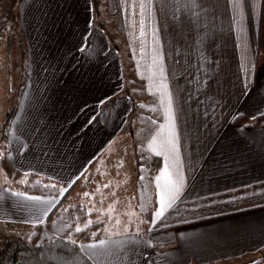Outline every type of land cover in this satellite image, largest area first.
Wrapping results in <instances>:
<instances>
[{
	"label": "crops",
	"instance_id": "obj_1",
	"mask_svg": "<svg viewBox=\"0 0 264 264\" xmlns=\"http://www.w3.org/2000/svg\"><path fill=\"white\" fill-rule=\"evenodd\" d=\"M25 1L4 11L8 24L0 26H9L0 36L8 37L6 43L13 27L22 26L35 59L38 50L46 57L52 36L59 33L64 44H73L69 28L78 25L84 34L76 50L92 56L86 55L91 66L85 62L78 72L85 82H59L58 91L41 82L49 73L45 66L28 69L22 89L18 74L21 99L9 108L15 67L0 65V223L32 230L60 197L26 192L17 186L21 180L34 172L71 185L109 148L133 104L118 55L95 52L101 40L93 0H40L43 8L35 1L40 13ZM106 7L117 13L142 97L155 102L156 115L146 116L140 137L146 138L141 146L149 162L155 157L158 164L147 176L155 196L147 230L106 232L86 241L97 245V261L87 253L96 264H264V205L178 225L175 244L164 249L150 235L162 199L164 214L179 201L264 180V124L233 121L239 113L264 111V0H107ZM6 43L0 53L12 61ZM66 66L62 73L75 74ZM137 88L131 92L139 94ZM124 190L128 196L120 202L132 200L133 190Z\"/></svg>",
	"mask_w": 264,
	"mask_h": 264
},
{
	"label": "trees",
	"instance_id": "obj_2",
	"mask_svg": "<svg viewBox=\"0 0 264 264\" xmlns=\"http://www.w3.org/2000/svg\"><path fill=\"white\" fill-rule=\"evenodd\" d=\"M128 90V87L124 88V92ZM127 95L133 104L132 96L129 92ZM233 121L264 124V111L254 116L239 113L234 116ZM127 134L128 131L119 133L109 148L97 155L83 174L67 186L65 191H61V188H65L62 182L39 173H29L21 180L17 186L26 192L59 195L60 199L42 222L32 226L29 239L14 234L6 236L0 247V264H96L81 247V242L96 240L106 234V218L96 206L103 200L98 196L102 193L103 180L107 175L109 177L119 162L129 166L138 163L133 159L137 147H134V151L131 148L132 143L135 145L134 140L123 141ZM146 164L149 172H152L157 167L158 160L153 157L152 161ZM131 178L129 174L124 176L127 183L123 184L124 187H127ZM89 197H92L93 201L87 199ZM262 205L264 180L182 200L158 219L150 229V235L154 246L164 249L175 244L172 231L178 225ZM77 228L81 231H76Z\"/></svg>",
	"mask_w": 264,
	"mask_h": 264
},
{
	"label": "rangeland",
	"instance_id": "obj_3",
	"mask_svg": "<svg viewBox=\"0 0 264 264\" xmlns=\"http://www.w3.org/2000/svg\"><path fill=\"white\" fill-rule=\"evenodd\" d=\"M3 3H0V7H3V9L0 8V23L4 24L8 21L5 20V13L6 8L8 6L14 7V4L17 0H1ZM36 2L41 6L40 0H33L32 5L29 3L30 1H25V6L29 8V5L32 6V9L34 12H44L43 10L39 9V5H37ZM45 2V1H41ZM93 25L97 27V39H100V43L97 44V48H95L96 54L101 53L104 49L106 52L113 50L118 55L119 62L121 63V69L123 73V79H124V88L125 87H138L136 91L139 92V94H133L131 92V89L129 88L128 91H125V94L131 93L132 100H133V109L132 114L129 117L127 123L125 124L124 128L121 130L120 133L128 131V133L123 139V141H133L135 145L132 143L133 151L135 150L134 147H137V152L133 153V159L134 162H137V164L129 165H122V162L117 163V166H114L113 172L111 174L107 175V177L103 180V183L101 185V194L98 195L100 199H103L100 204H96L98 209H100V213H102L106 218V224H105V232L107 233H114V232H120V231H129V230H147L151 223V214H152V206L155 201L154 196V186L152 183V176L149 178L147 177L149 172V167L147 166L146 162L150 160L148 156L143 152L141 144L142 141L145 142L146 138L141 139L140 135L143 133V129L145 128V124L147 121L146 116H152V113L156 115V109H155V102L154 99L150 98H143L142 97V85L141 82L138 80L137 75L132 73L131 71L133 68V64L131 61V53H130V47L128 44H126V39L124 38L123 33L119 31V28H117V13H109L107 10V0H93ZM38 6V7H37ZM43 8V6H41ZM10 11V10H8ZM12 11V10H11ZM27 11V10H26ZM7 12V11H6ZM29 12V11H27ZM4 13V14H3ZM10 18V22L14 21L13 17ZM17 22L20 23L22 20L17 15L16 16ZM7 20V18H6ZM23 20H26L23 18ZM9 22V23H10ZM9 25L0 26V31L4 32V28L8 27ZM16 26V24H15ZM13 27V26H12ZM14 29V36L19 41H15L14 36L10 37V42L6 43L5 34H2L0 36V39H2V43L0 44V48H5L6 43V49L7 44L11 45L10 48H12V61L11 59H7V57H4L2 53H0V65H8L9 62L10 65H14L15 69L13 71L14 79L13 82L16 81L15 89H12L10 92L12 93V98L10 101H7L6 106L11 104H18L21 99V92L22 88L27 86L28 83V76L30 75L28 72V69L32 67H40L45 66L44 68L49 71L46 72L45 75H43V80L41 82H47L49 85L47 89H51V91L54 89L55 91L59 90V82L62 83L65 82H74L77 83L78 78H82L81 82H85L84 75L78 74L79 70L82 69L83 64L86 65L85 62L89 63L86 65L87 67L91 66L92 59H86V55H90L88 51L84 52L81 51V49L76 50L77 44L80 42V40L83 37V30H80L78 25L73 26L69 28L71 30V34L69 36V40H72L73 44H64L62 41V36L57 34H54L52 37L53 39L50 40L48 45H50L52 51L47 53V56L45 57V53L38 50V58L35 59L34 55L31 51H29L28 43L25 39V32L23 30L22 26H16L13 27ZM101 34H98V33ZM5 33V32H4ZM112 38V40H110ZM105 41L107 43H105ZM98 43V42H97ZM74 45L75 48H72ZM72 50L70 51V49ZM52 54V55H50ZM70 55H74V57H69ZM90 57H92L90 55ZM89 57V58H90ZM83 58V59H81ZM72 65V69H75L74 73H62L61 70H64L65 68L63 66ZM67 67V66H66ZM86 67V68H87ZM84 70V69H83ZM16 72V73H15ZM48 73V74H47ZM21 77V89H18L17 83H19L18 79ZM13 75H7L6 76H13ZM87 77V81L91 78V74L87 73L85 75ZM16 77V79H15ZM137 78V79H136ZM86 81V82H87ZM130 85V86H129ZM63 90V87L61 88V91ZM8 93V91H7ZM58 99V96L56 97ZM144 99V100H143ZM7 100L8 96H7ZM60 102V99H58ZM144 102V103H142ZM147 102H150L151 105H149ZM9 106L7 108H9ZM1 109V107H0ZM24 110V106L22 108ZM147 130V129H146ZM149 130V129H148ZM140 133V134H139ZM138 158V160H137ZM104 163V161H103ZM106 167V166H104ZM129 174L132 178L130 179V183L127 185V191L131 192L133 190V193L131 194L132 200L128 198L129 200L121 201L120 197L122 196H128L126 194V190H124V185L127 184L126 180L124 179V176ZM1 179V178H0ZM66 187V186H65ZM130 196V195H129ZM91 201H93L92 197L87 198ZM119 222V223H118ZM32 230L30 228H27L26 226L22 227H16L11 225V223H7V225H4L3 223H0V247L3 245L6 236L7 235H19L20 237L24 239H29L31 236ZM93 241V240H92ZM94 242V241H93ZM88 243H91L90 241ZM89 244L87 242H81V247L88 253H91L94 258L97 261V247L96 248H89ZM91 245V244H90ZM99 260V259H98Z\"/></svg>",
	"mask_w": 264,
	"mask_h": 264
},
{
	"label": "snow or ice",
	"instance_id": "obj_4",
	"mask_svg": "<svg viewBox=\"0 0 264 264\" xmlns=\"http://www.w3.org/2000/svg\"><path fill=\"white\" fill-rule=\"evenodd\" d=\"M81 51H84V49L81 48ZM65 190H66V187H65V188H61V191H65ZM85 195H88V194L85 193ZM160 203H161L160 209L156 212V215H157V216H162V215H163V212H164V207H165V205H164V201H163V199L161 200ZM76 231H81V229H80V228H77ZM102 245H103V242H101V246H102ZM88 247H89V248H96L97 245H88Z\"/></svg>",
	"mask_w": 264,
	"mask_h": 264
}]
</instances>
